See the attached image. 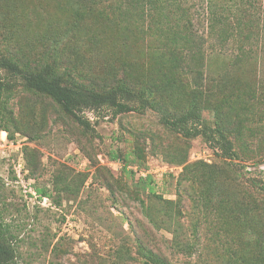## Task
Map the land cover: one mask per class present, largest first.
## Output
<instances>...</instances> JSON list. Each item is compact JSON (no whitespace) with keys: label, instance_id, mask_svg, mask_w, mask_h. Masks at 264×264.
Segmentation results:
<instances>
[{"label":"rangeland","instance_id":"1","mask_svg":"<svg viewBox=\"0 0 264 264\" xmlns=\"http://www.w3.org/2000/svg\"><path fill=\"white\" fill-rule=\"evenodd\" d=\"M108 1L0 0V55L25 69L56 66L101 91L122 80L138 86L150 78L167 82L152 95L163 98L168 109L153 105L115 116L107 109L85 111L92 127L85 131L49 97L0 70V81L12 88L3 109L8 132L0 130V194L7 217L23 224L26 258L29 264H232L212 241L205 262L195 253L185 255L171 246L170 229L179 226L190 242L203 232L191 197L205 189L211 203L224 201L217 211L229 233L248 239L264 233V134L251 141L243 129L249 141L240 144L232 127L238 155L232 160L219 157L201 136L191 138L186 162L206 163V178L190 181L185 174L179 184L182 166L168 159L183 142L158 117L195 103L205 117L223 123L230 117L217 106L223 97L264 96V51L237 37L223 43L208 38L202 0H183L193 7L204 47L186 55L187 73L175 72L161 65L154 37L120 23ZM255 122L264 126V116ZM111 152L119 160L110 159ZM146 173L151 181L140 183ZM34 186L50 196L40 197ZM150 251L161 261L145 256Z\"/></svg>","mask_w":264,"mask_h":264},{"label":"trees","instance_id":"2","mask_svg":"<svg viewBox=\"0 0 264 264\" xmlns=\"http://www.w3.org/2000/svg\"><path fill=\"white\" fill-rule=\"evenodd\" d=\"M106 6L110 15L118 17L120 23L141 28L146 34L153 36L157 42L161 65H168L175 72L187 73L186 55H194L204 47V38L193 24V7L185 5L183 0H110ZM202 8L208 38L213 37L223 43L230 37H237L241 43L255 44L264 51V0H202ZM0 70L14 80L16 78L23 88L49 97L59 112L70 117L85 131L92 128L85 111L95 113L107 109L115 116L131 111L144 112L153 105L168 109L163 98L152 95L153 92H163L167 85L164 78H150L141 86L136 82L128 84L122 80L123 82H118V86L101 91L73 81L68 75L59 73L56 66L46 64L37 70L25 69L17 60L4 54L0 55ZM8 84L0 81V124H3L0 125V130L6 132L8 130L3 122L4 100L6 92L12 89ZM237 97H223L217 104L230 114L221 124L205 117L202 108L195 103L174 116L162 114L158 117L159 123L179 134L183 142L181 146L175 145L174 151L170 152L172 157L168 159L169 162L182 166L178 176L179 184L185 174L184 178L190 181H202L206 178V173L202 170L206 163L186 162V144L191 138L201 136L216 150L219 157L232 160L238 156L235 140L240 141V144L244 143L245 138L241 136L243 129L247 130L250 140L259 139L264 134V126L255 122L264 116V96L253 94L248 99L240 98V95ZM232 127L236 128L235 140L229 133ZM245 141L248 142L249 139ZM182 147L183 150H178ZM119 157L115 152L110 154L112 160H119ZM122 157L127 163V155ZM138 181H151V175L146 173ZM190 184L193 185L192 182ZM34 191L40 197L50 196L44 187L34 186ZM150 191L152 192V188ZM206 195L207 192L203 189L200 194L191 197L192 214L195 215V222L203 227V232L195 234V240L190 242L188 237L182 236L180 227L172 224L171 246L187 256L195 253L205 262L209 242L212 241L223 254L228 255L232 264H264V233L258 232L253 239L229 233L217 211L224 206V201L211 203L212 199ZM212 205L216 207L213 210ZM232 209L238 212L235 207ZM8 212L9 208L0 194V264H29L23 251L25 238L20 234L23 224L13 221L12 214L8 218ZM238 213L246 218L251 217L248 210ZM145 256L161 261V257L152 251Z\"/></svg>","mask_w":264,"mask_h":264},{"label":"built area","instance_id":"3","mask_svg":"<svg viewBox=\"0 0 264 264\" xmlns=\"http://www.w3.org/2000/svg\"><path fill=\"white\" fill-rule=\"evenodd\" d=\"M142 174H144V173H142Z\"/></svg>","mask_w":264,"mask_h":264}]
</instances>
